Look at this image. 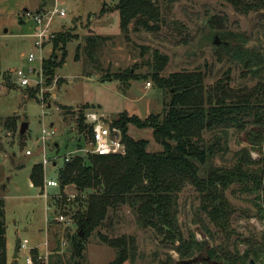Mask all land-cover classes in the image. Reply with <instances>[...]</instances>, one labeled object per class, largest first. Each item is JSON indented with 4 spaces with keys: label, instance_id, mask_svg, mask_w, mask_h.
Segmentation results:
<instances>
[{
    "label": "rangeland",
    "instance_id": "obj_1",
    "mask_svg": "<svg viewBox=\"0 0 264 264\" xmlns=\"http://www.w3.org/2000/svg\"><path fill=\"white\" fill-rule=\"evenodd\" d=\"M162 2L166 8L164 23L157 31L135 30L133 21L125 36L119 29L117 0H0V198L4 201L6 264H27L29 256L32 264H108L115 251L103 244L97 233L110 238H133L134 259L125 264H158L167 256L175 263L196 258L194 264H204L209 257L206 250L241 260L253 241L263 242L264 193L250 183L244 187L230 185L225 197L232 210L227 230L222 232L200 210L198 194L187 185L178 195V227L184 240L192 235L205 248L203 251L181 259L174 251L178 243L161 242L152 230L137 224L128 207H122L109 210L104 226L85 239L83 259L79 261L72 256V241L84 235H78L73 216L85 193L78 194L67 187L60 194L58 187L44 190L30 185L32 165L43 161L42 128L54 133L45 146L48 164L44 166V178L56 180V170L64 157L87 146L84 133L76 127L77 111L84 106L88 107L85 113L97 114L105 125L122 113L143 120L162 112L169 93L152 78L156 54L167 58L159 72L163 78L182 71H199L204 74L206 87L224 77H229L233 88L255 84L231 50L239 45L264 55V8L245 13L224 0ZM55 8L64 10L65 16L53 17L49 27L53 38L39 51L34 47L32 34L36 26L32 17L37 11L50 13ZM210 21L215 25L211 27ZM59 35L69 39L64 55L62 47L54 49L51 42ZM88 38L101 40L90 54ZM30 53L36 56L32 63L26 59ZM48 59L58 64L50 79L42 69ZM16 71L26 75L29 86L19 85ZM121 74L141 78L129 84L111 79ZM146 83L150 86L146 87ZM8 117L15 119V131L3 127ZM22 123L27 128L19 135ZM126 134L133 140L147 141L148 152L161 151L151 129L128 125ZM204 138L208 140L210 135ZM27 150L31 155H25ZM241 150H247L253 162H258L260 155L247 143L246 133L230 129L227 152L213 157L210 164L231 168ZM79 155L86 156L84 152ZM208 166L200 168L201 177ZM258 167L251 165L248 169L255 171ZM73 195L79 199L74 200ZM23 240L27 241L26 249H18L14 258L16 244ZM34 257L38 258L36 263ZM209 258V264L224 262ZM255 264H264V253L259 252Z\"/></svg>",
    "mask_w": 264,
    "mask_h": 264
},
{
    "label": "trees",
    "instance_id": "obj_2",
    "mask_svg": "<svg viewBox=\"0 0 264 264\" xmlns=\"http://www.w3.org/2000/svg\"><path fill=\"white\" fill-rule=\"evenodd\" d=\"M165 0H117L116 11L119 16V29L127 36L133 22L134 29L154 32L164 23L163 10ZM169 4L175 0H166ZM236 10L245 13L264 8V0H224ZM162 4V5H161ZM216 22L210 21V26ZM231 40V39H230ZM69 41L59 35L51 41L54 49ZM234 41V40H233ZM101 40L87 39V52ZM97 43V44H96ZM100 45V44H99ZM223 48V47H222ZM80 47L77 48L76 59ZM235 57L243 63L245 70L251 73L255 84L251 87L233 88L229 77L218 80L206 87L204 74L199 71L178 72L168 77H160L167 58L158 54L155 57L153 80L162 90L169 93L161 113L149 115L141 120L138 117L122 113L112 122L111 127L119 129L121 141L125 145V156H100L87 154L73 156L68 162L63 160L56 170V181L60 194L65 187H72L78 194L85 193L79 199L80 208L73 216L78 227V235L83 239L72 241V256L83 259V242L96 230L104 226L109 210L128 207L135 216L137 224L152 232L161 242L178 246L174 251L181 259L190 257L195 251L205 249L192 235L188 240L182 238L178 227V195L190 185L200 199V210L207 215L222 232H226L230 220V207L225 191L232 184L247 186L252 184L255 190L264 193V55L244 50L239 45L232 47ZM57 63L45 60L42 64L44 76L54 77ZM120 79L125 84L141 78L139 75L121 74L111 79ZM30 96L34 95L29 93ZM78 110L76 127L84 133L86 142L90 138V128L85 124L87 109ZM62 109H65L64 107ZM139 129H151L154 141L161 151H147V141L133 140L127 136V126ZM3 127L15 131V119L6 118ZM230 129L246 133V141L260 155L253 162L247 150L236 154V162L231 168L212 167L210 161L220 153L227 152V138ZM210 135L206 140L204 135ZM80 147V146H79ZM209 165L204 175L200 168ZM56 165V164H55ZM251 165L257 170L248 169ZM19 169V168H18ZM205 169V168H204ZM29 182L33 188L42 189L44 169L41 163L32 165ZM99 240L115 251L114 259L108 264H125L134 259L135 244L133 238L121 236L110 238L97 233ZM252 242L241 260L218 254L216 250H206L209 257L224 259L223 264H250L258 260V254L264 253V237L260 244ZM204 261L209 264L210 258ZM36 263L37 257L33 258ZM250 259V260H249ZM0 264H6V239L4 221V201L0 198ZM158 264H179L167 256ZM214 264V263H210Z\"/></svg>",
    "mask_w": 264,
    "mask_h": 264
},
{
    "label": "built area",
    "instance_id": "obj_3",
    "mask_svg": "<svg viewBox=\"0 0 264 264\" xmlns=\"http://www.w3.org/2000/svg\"><path fill=\"white\" fill-rule=\"evenodd\" d=\"M59 15L60 17L65 16L64 10H57L56 8L52 12H37L33 15V21L36 26L32 37L34 38V47L41 51L45 44L53 38V34L49 32V27L51 21L54 16ZM36 56L33 53H30L27 56L28 63H32L35 60ZM33 70H29V73ZM15 75L18 77V83L21 87L29 86V81L26 75L22 71H16ZM40 75V73H39ZM146 87L150 86V83H146ZM85 123L90 128V138L87 140L85 148H77L66 157H64V161L68 162L71 157L79 155L80 153L84 152V154H92V155H100V156H110V155H117V156H125L127 150L125 145L121 141V134L119 129L115 127H111L108 123L107 125L103 124L101 121L102 119L95 113H85ZM54 135L52 131H48L45 128L41 130V143H42V152H43V161L42 166L48 164V161L45 158V146L46 142ZM25 155H31V151H25ZM81 156V155H79ZM53 164H56L53 162ZM59 187L58 182L56 180H46L44 178L43 189L46 190L47 188H56ZM70 187V186H69ZM65 187L64 189H66ZM45 195V194H44ZM72 198H75L73 195ZM63 217L59 216L58 220L62 221ZM65 244V243H64ZM63 244V245H64ZM27 241L23 240L19 243V249H26ZM27 264H32V260L30 256L26 259Z\"/></svg>",
    "mask_w": 264,
    "mask_h": 264
},
{
    "label": "water",
    "instance_id": "obj_4",
    "mask_svg": "<svg viewBox=\"0 0 264 264\" xmlns=\"http://www.w3.org/2000/svg\"><path fill=\"white\" fill-rule=\"evenodd\" d=\"M214 44L215 45H217L218 44V41H217V39H215L214 40ZM27 128V124L26 123H22L21 125H20V129H19V132H18V134L19 135H22L23 133H24V131H25V129ZM80 235H82L81 233H80ZM18 249H19V244H18V242H17V244H16V250H15V253H14V258L16 257V255H17V251H18ZM197 262V259L195 258V259H192L191 261H188V262H186V261H182V262H180L179 264H194V263H196ZM250 264H255L253 261H250Z\"/></svg>",
    "mask_w": 264,
    "mask_h": 264
},
{
    "label": "crops",
    "instance_id": "obj_5",
    "mask_svg": "<svg viewBox=\"0 0 264 264\" xmlns=\"http://www.w3.org/2000/svg\"><path fill=\"white\" fill-rule=\"evenodd\" d=\"M37 12H39V11H37ZM37 12H36V13H37ZM53 166H55V164H53ZM30 185H31V184H30ZM31 186H32V185H31Z\"/></svg>",
    "mask_w": 264,
    "mask_h": 264
}]
</instances>
